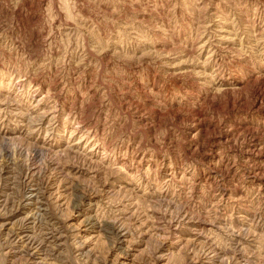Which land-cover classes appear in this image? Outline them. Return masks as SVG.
<instances>
[{
    "label": "rangeland",
    "instance_id": "1",
    "mask_svg": "<svg viewBox=\"0 0 264 264\" xmlns=\"http://www.w3.org/2000/svg\"><path fill=\"white\" fill-rule=\"evenodd\" d=\"M0 264H264V0H0Z\"/></svg>",
    "mask_w": 264,
    "mask_h": 264
},
{
    "label": "bare ground",
    "instance_id": "2",
    "mask_svg": "<svg viewBox=\"0 0 264 264\" xmlns=\"http://www.w3.org/2000/svg\"><path fill=\"white\" fill-rule=\"evenodd\" d=\"M5 184V183H4ZM5 201V200H4ZM3 206V205H2ZM1 206V207H2ZM28 222V219H26L25 221H24V224L26 225V223ZM21 225V224H20ZM22 226V225H21ZM18 229V228H17ZM25 230V229H24ZM27 231H29V230H27ZM27 231L26 232H24L23 234H21L22 235V237H23V240H24V242H25V244L28 246V247H34L38 242L36 241V239L37 238H32V236H30L28 233H27ZM16 232V231H15ZM14 232V233H15ZM20 233V232H19ZM22 233V232H21ZM17 236V235H16ZM20 236V235H19ZM34 236V235H33ZM50 236V235H49ZM22 237H20V238H22ZM12 238V237H11ZM44 240V239H43ZM42 240V241H43ZM46 240V239H45ZM11 241V240H10ZM37 242V243H36ZM10 243H12V242H10ZM14 244H15V242H14ZM37 245H39V243L37 244ZM41 245V244H40ZM39 245V246H40ZM43 245V244H42ZM9 246H10V244H9ZM14 246V245H13ZM15 247V246H14ZM38 247V246H37ZM40 247H42V246H40ZM12 248V247H11ZM10 248V249H11ZM13 249H15V248H13ZM37 249V248H36ZM22 250V249H21ZM42 250V249H41ZM37 252V251H36ZM39 252V251H38ZM25 253V252H24ZM21 254V253H20ZM45 254H46V252H45Z\"/></svg>",
    "mask_w": 264,
    "mask_h": 264
}]
</instances>
